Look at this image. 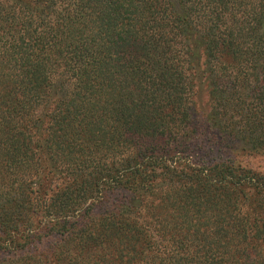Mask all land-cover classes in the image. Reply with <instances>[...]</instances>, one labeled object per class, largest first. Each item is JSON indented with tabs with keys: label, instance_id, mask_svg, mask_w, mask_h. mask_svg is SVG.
Returning <instances> with one entry per match:
<instances>
[{
	"label": "trees",
	"instance_id": "trees-1",
	"mask_svg": "<svg viewBox=\"0 0 264 264\" xmlns=\"http://www.w3.org/2000/svg\"><path fill=\"white\" fill-rule=\"evenodd\" d=\"M240 153L264 0H0V264H264Z\"/></svg>",
	"mask_w": 264,
	"mask_h": 264
},
{
	"label": "rangeland",
	"instance_id": "rangeland-1",
	"mask_svg": "<svg viewBox=\"0 0 264 264\" xmlns=\"http://www.w3.org/2000/svg\"><path fill=\"white\" fill-rule=\"evenodd\" d=\"M197 100L192 105V114L194 118L198 121L203 114L207 113V100L204 96V89H198ZM202 122V121H201ZM205 134L203 136L204 140ZM208 137H211L210 134ZM236 163H240L241 166L247 167L254 171L264 173V153L259 155H238V158H235Z\"/></svg>",
	"mask_w": 264,
	"mask_h": 264
}]
</instances>
